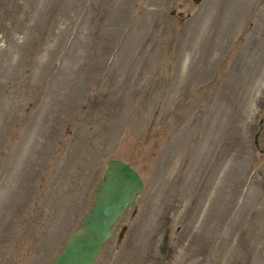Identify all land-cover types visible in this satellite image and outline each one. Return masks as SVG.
<instances>
[{
  "label": "rangeland",
  "instance_id": "obj_1",
  "mask_svg": "<svg viewBox=\"0 0 264 264\" xmlns=\"http://www.w3.org/2000/svg\"><path fill=\"white\" fill-rule=\"evenodd\" d=\"M111 157L144 189L95 264H264V0H0V264H48Z\"/></svg>",
  "mask_w": 264,
  "mask_h": 264
},
{
  "label": "water",
  "instance_id": "obj_2",
  "mask_svg": "<svg viewBox=\"0 0 264 264\" xmlns=\"http://www.w3.org/2000/svg\"><path fill=\"white\" fill-rule=\"evenodd\" d=\"M254 139L257 144V132ZM143 189L141 175L128 161L118 157L107 159L93 189L92 204L80 217V226L71 231L48 264H95L115 225L136 203Z\"/></svg>",
  "mask_w": 264,
  "mask_h": 264
}]
</instances>
